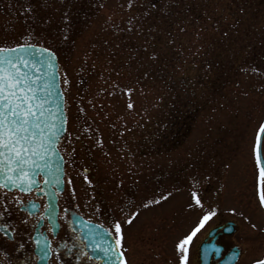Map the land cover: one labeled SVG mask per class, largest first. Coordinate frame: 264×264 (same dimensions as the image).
I'll use <instances>...</instances> for the list:
<instances>
[{
	"label": "rangeland",
	"instance_id": "374dc122",
	"mask_svg": "<svg viewBox=\"0 0 264 264\" xmlns=\"http://www.w3.org/2000/svg\"><path fill=\"white\" fill-rule=\"evenodd\" d=\"M56 1L39 2L41 19L0 13V48L56 54L76 201L121 225L124 264H180L185 250L193 264L201 238L228 221L241 246L261 237L264 0ZM179 106L197 113L179 119Z\"/></svg>",
	"mask_w": 264,
	"mask_h": 264
},
{
	"label": "snow or ice",
	"instance_id": "6c2138e0",
	"mask_svg": "<svg viewBox=\"0 0 264 264\" xmlns=\"http://www.w3.org/2000/svg\"><path fill=\"white\" fill-rule=\"evenodd\" d=\"M24 48V45L17 48H0V220L11 211L10 208L4 207L5 202L14 204L18 211H24L33 217L37 215L40 205L35 200L17 198L15 193L44 194L48 197L49 205L39 213L40 218L32 227L34 231H40L47 219V231L55 233L58 220L57 195L62 193L64 188L62 169L59 162L55 164L52 162V156L59 151L57 144L60 138L54 123L47 119L49 114V110L45 108L47 98L38 96V89L34 87L39 77H29L22 71L21 66L24 68L30 66L26 56L21 54ZM40 54L50 57L49 66H51L55 56L48 49H42ZM32 66H35V62ZM51 86L46 84L44 87ZM261 131H264V125H261ZM254 152L259 180L264 182V139L257 142ZM62 159L60 157L61 161ZM85 179L87 180V176ZM68 184H71L70 180ZM195 197L196 193L193 192V198ZM196 203L200 204V200L197 199ZM260 204L264 206V195L260 196ZM64 212L67 214L70 209L65 207ZM211 215L215 213L205 214L199 220V226H203ZM24 222L28 223L26 220ZM83 223L89 224L88 221ZM199 226L194 228L182 243L191 241L199 231ZM9 228L7 223L0 224V229L4 231H8ZM120 229L121 225L117 223L115 236L119 237ZM11 230L15 231L14 228ZM87 233V236L75 237L71 247L65 245V250L81 258L86 257L85 249L91 248L97 253H103L107 258L112 249L108 246L105 237H111L113 233L101 224L88 226ZM41 236L43 242L38 237L36 245L40 248L41 258L47 259L51 255L52 248L48 237L42 232ZM93 237L100 239L96 240ZM115 244L120 247V239H116ZM20 247L23 248V245L21 244ZM120 256L118 264H124L122 253ZM186 259L185 250V255L180 257V264H185ZM26 264H31V257L27 258ZM256 264H264V259L258 260Z\"/></svg>",
	"mask_w": 264,
	"mask_h": 264
},
{
	"label": "flooded vegetation",
	"instance_id": "af4514ba",
	"mask_svg": "<svg viewBox=\"0 0 264 264\" xmlns=\"http://www.w3.org/2000/svg\"><path fill=\"white\" fill-rule=\"evenodd\" d=\"M66 139H63L59 144V150L64 158L65 177L63 182L64 191L57 195V227L55 233L47 231L48 221L45 219L43 227L40 231H34L32 225H35L39 220V213L43 212L44 208L49 205L48 197L44 194H23L15 193L17 198L23 197L25 200H35L40 205V209L35 217L28 215L24 211H18L14 204L5 202L4 207H8L11 211L5 214L4 219L0 220V224L7 223L10 228L8 231L0 229V264H26L27 258L31 257V264H115L118 259V250L122 253L124 263L128 262L127 252L124 248L123 239L120 235L115 236L114 232L106 226L102 218H96L92 212L85 210L76 201V195L72 187V181L67 173L66 167L68 165V145L66 147ZM72 145V144H71ZM85 173L89 171L84 169ZM71 184H68V181ZM7 191V190H4ZM11 195V193H10ZM70 209L69 213L64 212V208ZM28 221L25 223L24 221ZM68 221V223H65ZM88 221L86 225L83 222ZM101 224L109 232L113 233L111 237H105L108 246L111 247L109 256L106 258L103 253H97L91 248L85 249L86 257L77 258L75 255L65 250V245L71 247L72 240L75 237L87 236V227ZM15 229L12 231L11 229ZM48 237L50 247L52 248L51 255L47 259L41 258L40 248L36 245V239L39 237L43 242V236ZM209 232V231H208ZM201 238L197 245L196 257L193 264H200L198 260L199 246L206 239ZM239 228L233 234L224 232H217L208 242H214L216 250L211 253L209 264H226L234 259L233 264H256L258 260L264 259V233L260 234L256 239H252V234H246L244 237L245 245L241 246L237 242V233ZM73 233L75 235H73ZM99 240V237H93ZM120 239L121 246L115 244V240ZM254 240L258 243L255 248L251 241ZM23 245V248L20 245ZM254 247V246H253ZM245 258H248L246 260ZM245 259V261H243Z\"/></svg>",
	"mask_w": 264,
	"mask_h": 264
},
{
	"label": "water",
	"instance_id": "95a60500",
	"mask_svg": "<svg viewBox=\"0 0 264 264\" xmlns=\"http://www.w3.org/2000/svg\"><path fill=\"white\" fill-rule=\"evenodd\" d=\"M20 46V45H19ZM19 46H15L12 48H17ZM25 48L21 50V54H24L26 58L29 60V67L24 68L22 67V71L26 72L29 77H39L37 83L34 85L38 89L37 95L41 97L47 98V103L45 104V108L49 110V114L47 119L49 122L54 123L55 128L57 130V134L60 138V141L66 134V127H67V119H66V112H65V97L64 93L61 88L60 82V75H59V65L57 61L56 55L50 51L54 56L55 60L51 61V66H49L50 57L48 55H41L40 52L42 49H46L41 46L37 45H30L32 47H27L29 45H24ZM15 55V54H13ZM42 61V63H41ZM33 62H35V66L33 67ZM46 84H51L52 86L49 88H45ZM50 93V95H49ZM264 125V124H263ZM264 138V131H259L257 142ZM57 144V147L59 145ZM61 154L60 152H56L55 155L52 156V162L55 164L59 162L60 167L62 169V181L64 177V162L60 160ZM237 225L234 222H227L220 227L213 229L209 233V237L216 234L218 230H223L226 233H234L236 230ZM215 251V247L213 244H207L204 242L200 247V260L202 264H208L210 260V255L212 252ZM121 259H117L115 264H118V261ZM236 260L235 258L230 261L228 264H232Z\"/></svg>",
	"mask_w": 264,
	"mask_h": 264
},
{
	"label": "trees",
	"instance_id": "16d2710c",
	"mask_svg": "<svg viewBox=\"0 0 264 264\" xmlns=\"http://www.w3.org/2000/svg\"><path fill=\"white\" fill-rule=\"evenodd\" d=\"M59 1L60 3L62 2V0H59ZM39 2H41V0H0V13L10 15V14H14L18 8H26L32 14L33 13L37 14V15H32V16H38L39 19H41L42 10L36 9L38 7ZM56 4H58V0L56 1ZM69 4L71 7V4H72L71 1H69ZM14 45H17V44H14ZM14 45H11V46H14ZM11 46H8V47H11ZM181 85L182 87H191V82L184 80V83H181ZM176 108H177L176 114L174 116L179 117V119L182 118V120H186V121L191 120V118H193L197 113V107L192 108V106H179Z\"/></svg>",
	"mask_w": 264,
	"mask_h": 264
},
{
	"label": "bare ground",
	"instance_id": "6f19581e",
	"mask_svg": "<svg viewBox=\"0 0 264 264\" xmlns=\"http://www.w3.org/2000/svg\"><path fill=\"white\" fill-rule=\"evenodd\" d=\"M197 249V248H196Z\"/></svg>",
	"mask_w": 264,
	"mask_h": 264
}]
</instances>
